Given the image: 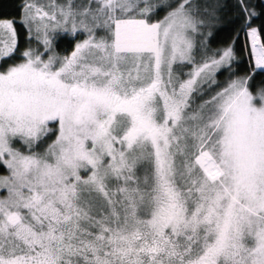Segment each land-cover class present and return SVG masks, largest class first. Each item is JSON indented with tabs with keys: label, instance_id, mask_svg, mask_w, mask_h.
<instances>
[{
	"label": "snow or ice",
	"instance_id": "1",
	"mask_svg": "<svg viewBox=\"0 0 264 264\" xmlns=\"http://www.w3.org/2000/svg\"><path fill=\"white\" fill-rule=\"evenodd\" d=\"M0 264H264V0H0Z\"/></svg>",
	"mask_w": 264,
	"mask_h": 264
},
{
	"label": "trees",
	"instance_id": "2",
	"mask_svg": "<svg viewBox=\"0 0 264 264\" xmlns=\"http://www.w3.org/2000/svg\"><path fill=\"white\" fill-rule=\"evenodd\" d=\"M223 35V34H222Z\"/></svg>",
	"mask_w": 264,
	"mask_h": 264
}]
</instances>
